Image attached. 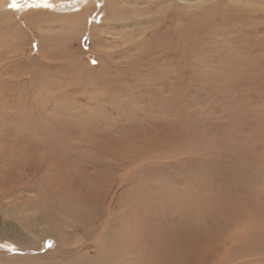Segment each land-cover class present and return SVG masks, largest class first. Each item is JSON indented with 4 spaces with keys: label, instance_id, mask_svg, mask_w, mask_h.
Instances as JSON below:
<instances>
[{
    "label": "rangeland",
    "instance_id": "1",
    "mask_svg": "<svg viewBox=\"0 0 264 264\" xmlns=\"http://www.w3.org/2000/svg\"><path fill=\"white\" fill-rule=\"evenodd\" d=\"M87 1L0 9L1 264H264V0Z\"/></svg>",
    "mask_w": 264,
    "mask_h": 264
},
{
    "label": "bare ground",
    "instance_id": "2",
    "mask_svg": "<svg viewBox=\"0 0 264 264\" xmlns=\"http://www.w3.org/2000/svg\"><path fill=\"white\" fill-rule=\"evenodd\" d=\"M65 1H69L73 6H76V4H77V2H75L76 0H16L17 3L21 4V7L19 8V10H17V9H13L9 6L13 2V0H0V9H1V11L5 10L7 12L15 13V14H18L22 10H28L30 13H38L41 16H45V15L52 16V15H54V13H58L59 15H55V16H57V18H62L65 20L74 19L76 17V13L66 14L64 11H61V10H60L61 13H60V11H58V12L53 11L52 5H54L55 3L62 2V4L66 7V4H68V3ZM97 1L98 0H88L86 2V3H88L87 6L84 7L85 10L89 11L91 9V7H93L94 2H97ZM45 4L51 5V7H45L44 6ZM61 7H62V5H61ZM66 10H68V9H66ZM48 11H52V12L50 13ZM78 12H80V11H78ZM81 13H80V15H82ZM72 24L74 25V27H73L74 32L80 33V32L84 31L83 24L80 25L81 23L79 21H72ZM0 264H1V262H0Z\"/></svg>",
    "mask_w": 264,
    "mask_h": 264
},
{
    "label": "snow or ice",
    "instance_id": "3",
    "mask_svg": "<svg viewBox=\"0 0 264 264\" xmlns=\"http://www.w3.org/2000/svg\"><path fill=\"white\" fill-rule=\"evenodd\" d=\"M13 9L19 10L21 7V4L17 3L16 0H13V2L9 5ZM45 7H51V5L45 4ZM239 193H225L222 196V202L227 203L230 200L234 199L236 196H238ZM243 195L245 197H259L262 201H264V182H261L258 185L251 186L245 190H243ZM242 243H247L246 240L242 241Z\"/></svg>",
    "mask_w": 264,
    "mask_h": 264
}]
</instances>
